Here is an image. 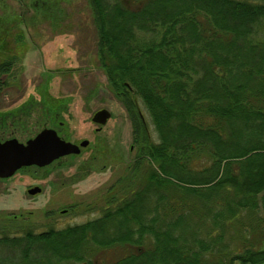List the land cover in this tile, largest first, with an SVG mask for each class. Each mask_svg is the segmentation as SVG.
Listing matches in <instances>:
<instances>
[{
    "label": "trees",
    "instance_id": "obj_1",
    "mask_svg": "<svg viewBox=\"0 0 264 264\" xmlns=\"http://www.w3.org/2000/svg\"><path fill=\"white\" fill-rule=\"evenodd\" d=\"M87 1L130 179L85 222L0 231V264H264V0Z\"/></svg>",
    "mask_w": 264,
    "mask_h": 264
},
{
    "label": "rangeland",
    "instance_id": "obj_2",
    "mask_svg": "<svg viewBox=\"0 0 264 264\" xmlns=\"http://www.w3.org/2000/svg\"><path fill=\"white\" fill-rule=\"evenodd\" d=\"M97 43L87 0H0V66L8 65L0 75V97L7 96V102L33 97L38 103L34 111L46 96L45 82L52 79L51 96L71 100L74 138L90 136L96 127L91 117L97 110L105 107L114 115L84 155L0 179V231L41 232L82 223L99 215L110 197L124 194L120 187L130 179L138 146L127 110L101 67ZM6 105L0 100V109ZM31 115L32 130L35 115ZM145 115L156 138L155 127ZM34 181L42 192L30 196L26 189Z\"/></svg>",
    "mask_w": 264,
    "mask_h": 264
},
{
    "label": "flooded vegetation",
    "instance_id": "obj_3",
    "mask_svg": "<svg viewBox=\"0 0 264 264\" xmlns=\"http://www.w3.org/2000/svg\"><path fill=\"white\" fill-rule=\"evenodd\" d=\"M62 50V49H60ZM69 70V69H66ZM66 71H62L61 73L64 74ZM108 79V78H107ZM46 81L45 83L48 84L47 90H46V96L42 99L41 107L35 108L36 114H34L33 108L35 104H38L34 101L33 97H21L19 98L22 101H15V102H7V100H10L7 96H1L0 100L5 102L6 104L9 103V105H6L2 109H0V142H6L10 140H17L19 143L27 144L28 141L34 139L36 136H38L42 131L44 130H55L58 134V136L67 142H71L73 144H76L80 148L79 153H72L65 156H62L52 162L51 164L56 163H63L65 162L64 159L75 158L79 157L81 155H84L90 148H92L93 139L97 138L101 132L104 130L108 122L113 119L114 115L113 112L107 108H101V109H107L111 113V117L108 119L107 123L102 125L100 123H97L93 120L94 115L101 109L97 110L93 113L91 117V123L93 125H96V127H93L90 136L88 137H82V138H74V135L70 131V120L72 119L73 115L72 112H70L68 109H70L71 100L69 97H60V98H53L51 96L49 88H51V81ZM50 82V84H49ZM109 83V82H108ZM40 86V85H39ZM42 88H44V84L42 85ZM114 92V91H113ZM115 94V93H114ZM117 97V95L115 94ZM118 98V97H117ZM39 99V100H40ZM119 99V98H118ZM44 100V101H43ZM120 100V99H119ZM128 113V112H127ZM35 115V127L29 129L28 119H30ZM142 116V115H141ZM143 117V116H142ZM46 119L49 121V123L46 125H42L41 120ZM143 120L145 121V118L143 117ZM88 142V144L83 145V143ZM50 164V165H51ZM48 165V166H50ZM45 167H39L36 165L23 167L20 170H18L13 176L8 178H0L3 180L10 179L14 177L16 174L22 171H28L32 168H46ZM36 181V180H35ZM34 181V184L26 189L27 193L30 196H36L39 195L42 192V188L38 183ZM39 187L41 189L38 193H31V190Z\"/></svg>",
    "mask_w": 264,
    "mask_h": 264
},
{
    "label": "water",
    "instance_id": "obj_4",
    "mask_svg": "<svg viewBox=\"0 0 264 264\" xmlns=\"http://www.w3.org/2000/svg\"><path fill=\"white\" fill-rule=\"evenodd\" d=\"M110 117L109 110L101 109L94 115L93 120L104 125ZM86 144L87 141L83 143ZM79 152L78 145L62 140L55 130H44L27 144L17 140L0 142V178L11 177L23 167H45L62 156ZM40 191L37 187L31 193Z\"/></svg>",
    "mask_w": 264,
    "mask_h": 264
}]
</instances>
